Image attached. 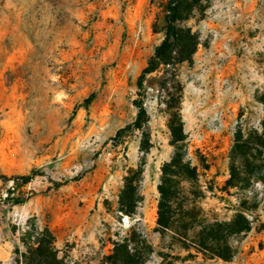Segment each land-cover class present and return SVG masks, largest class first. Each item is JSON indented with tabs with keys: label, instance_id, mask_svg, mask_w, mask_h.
Here are the masks:
<instances>
[{
	"label": "rangeland",
	"instance_id": "rangeland-1",
	"mask_svg": "<svg viewBox=\"0 0 264 264\" xmlns=\"http://www.w3.org/2000/svg\"><path fill=\"white\" fill-rule=\"evenodd\" d=\"M167 1L0 0V264H24V234L46 228L60 264H111L125 239L138 241L145 264H264V184L225 185L234 133L259 129L263 115L264 0H200L182 23L197 38L192 60L160 67L140 91L138 77L164 37ZM136 101L145 122L118 137L135 120ZM177 111L197 178L181 185L172 209L192 201L218 221L243 211L251 229L230 238L229 262L157 231ZM32 172L24 186L13 180ZM130 172L140 202L129 217L119 198ZM7 195L24 202L11 205Z\"/></svg>",
	"mask_w": 264,
	"mask_h": 264
},
{
	"label": "trees",
	"instance_id": "trees-1",
	"mask_svg": "<svg viewBox=\"0 0 264 264\" xmlns=\"http://www.w3.org/2000/svg\"><path fill=\"white\" fill-rule=\"evenodd\" d=\"M199 3L200 0L167 1L164 7V37L138 77V90L144 89L146 76L157 71L160 67H174L192 60L198 44L197 38L188 28L183 27L182 23L191 19L192 15L199 10ZM92 99L93 95L85 101V104H89ZM256 101L263 108L259 129L244 132L238 128L234 133L233 146L229 152V178L225 183L227 188L245 189L254 180L264 184V90L256 97ZM134 104L137 109L136 118L132 125L117 133L118 137L125 130H140L145 122L146 110L143 104L138 101ZM168 129L174 153L170 161L161 168L160 182L157 187L159 194L157 231L160 234L170 233L184 250L192 248L206 260L218 259L229 262L235 254L229 242L230 238L250 231V221L243 211H238L229 221L208 220L192 201L187 207L182 204L175 214L172 205L175 200H178L177 196L180 195L181 185L194 183L197 173L196 167H192L184 159L185 135L178 111L170 116ZM35 175L37 173L32 172L29 176H21L13 180L17 182L18 186H24ZM137 177L138 173L136 172H130L125 177L124 187L119 198L120 212L129 217L134 214L140 202ZM56 185L61 186L62 183H56ZM193 196L194 198L198 197L195 194ZM6 200L11 205L24 202L23 199L11 197V195H7ZM22 242L26 248V253L22 254L24 264H60L53 246L54 239L47 228L36 233L35 236L26 232ZM142 243L147 252L151 253L150 245L144 239ZM16 253H18V249H16ZM166 259V257L163 258L164 264H172ZM109 260L111 264H145L146 261L139 251L138 241L134 239H125L122 243L116 244Z\"/></svg>",
	"mask_w": 264,
	"mask_h": 264
}]
</instances>
